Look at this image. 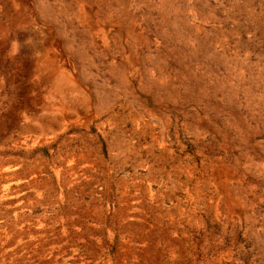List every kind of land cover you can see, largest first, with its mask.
<instances>
[{
    "label": "rangeland",
    "instance_id": "rangeland-1",
    "mask_svg": "<svg viewBox=\"0 0 264 264\" xmlns=\"http://www.w3.org/2000/svg\"><path fill=\"white\" fill-rule=\"evenodd\" d=\"M0 264H264V0H0Z\"/></svg>",
    "mask_w": 264,
    "mask_h": 264
}]
</instances>
